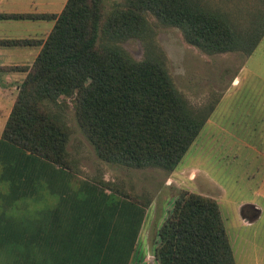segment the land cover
<instances>
[{"label": "trees", "instance_id": "1", "mask_svg": "<svg viewBox=\"0 0 264 264\" xmlns=\"http://www.w3.org/2000/svg\"><path fill=\"white\" fill-rule=\"evenodd\" d=\"M101 1L42 15L50 32L30 67L15 68L25 76L0 134V264L130 263L148 200L75 177L61 97L98 158L170 173L219 97L194 106L175 88L148 16L206 54L249 56L264 35V0H121L104 15ZM133 38L140 59L122 46ZM157 236V264H235L209 196L178 192Z\"/></svg>", "mask_w": 264, "mask_h": 264}, {"label": "rangeland", "instance_id": "2", "mask_svg": "<svg viewBox=\"0 0 264 264\" xmlns=\"http://www.w3.org/2000/svg\"><path fill=\"white\" fill-rule=\"evenodd\" d=\"M215 1L229 5L237 0ZM118 2L121 0H102V14ZM147 21L175 88L194 106L217 96L218 102L177 166L166 173L98 158L76 123L70 100L61 97L67 105L63 110L65 147L74 160L75 177L108 181L148 200L129 264H157L153 256L157 230L181 190L216 201L235 264H264V35L249 56L206 54L186 43L178 28L160 25L152 16ZM122 46L134 59L143 55L139 39H128ZM2 89L0 134L16 94L13 87ZM246 205L261 208L259 218L243 221L242 217L253 216L248 208L241 210Z\"/></svg>", "mask_w": 264, "mask_h": 264}, {"label": "crops", "instance_id": "3", "mask_svg": "<svg viewBox=\"0 0 264 264\" xmlns=\"http://www.w3.org/2000/svg\"><path fill=\"white\" fill-rule=\"evenodd\" d=\"M65 2L66 0H0V97L5 96L2 88L13 87L17 90L25 72L15 68L30 67L50 32L54 19L42 15L59 14ZM6 15L15 16L5 17ZM10 92L9 97L12 96ZM251 207L255 214L251 218L242 217L246 223L261 215V208Z\"/></svg>", "mask_w": 264, "mask_h": 264}, {"label": "flooded vegetation", "instance_id": "4", "mask_svg": "<svg viewBox=\"0 0 264 264\" xmlns=\"http://www.w3.org/2000/svg\"><path fill=\"white\" fill-rule=\"evenodd\" d=\"M245 208H248V210L252 211V215L254 216L255 211L253 210V208H252L251 206L246 205V206H244L243 208H241V210H243V209H245ZM253 216H251V217H253ZM251 217H248V218H251Z\"/></svg>", "mask_w": 264, "mask_h": 264}]
</instances>
